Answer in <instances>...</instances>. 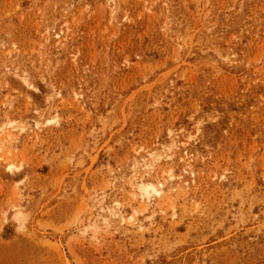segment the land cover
Instances as JSON below:
<instances>
[{
	"label": "rangeland",
	"instance_id": "rangeland-1",
	"mask_svg": "<svg viewBox=\"0 0 264 264\" xmlns=\"http://www.w3.org/2000/svg\"><path fill=\"white\" fill-rule=\"evenodd\" d=\"M0 264H264V0H0Z\"/></svg>",
	"mask_w": 264,
	"mask_h": 264
}]
</instances>
